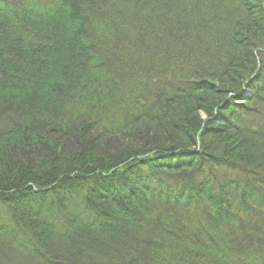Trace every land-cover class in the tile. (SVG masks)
Listing matches in <instances>:
<instances>
[{"label": "trees", "instance_id": "obj_1", "mask_svg": "<svg viewBox=\"0 0 264 264\" xmlns=\"http://www.w3.org/2000/svg\"><path fill=\"white\" fill-rule=\"evenodd\" d=\"M0 144V264H264V0H0Z\"/></svg>", "mask_w": 264, "mask_h": 264}, {"label": "rangeland", "instance_id": "obj_2", "mask_svg": "<svg viewBox=\"0 0 264 264\" xmlns=\"http://www.w3.org/2000/svg\"><path fill=\"white\" fill-rule=\"evenodd\" d=\"M45 63H46V64H49V66H50L49 61H48V62L46 61ZM49 68H51V67H48V65H47L45 68H43V71L46 72L47 69H49ZM36 71H37V69H36ZM47 73H48V72H47ZM47 73L42 72V73H40V76H38V77H42V78L45 79V80H41V88H44V87H45V88H46V87L50 88L49 86H47V82H48V81H50V82H49L50 84H51V83L54 84V82H55V78H54L53 76L47 74ZM34 79H35V78H34ZM45 81H46V85L44 84ZM28 82H29V81H28ZM29 85H31V84H29ZM55 85H56V84H55ZM50 86H51V85H50ZM211 93H212V91L210 90V93H208V94L210 95ZM205 115H206V114H205V113L203 112V110H202V111L199 112V114H197V117H198V118H197V117H196V118H197V119H199V118H204ZM197 122H199V121H197ZM173 128H174V127H173ZM166 129H168V130H167L168 133L173 134V135L175 134V135H176L175 137H176V138H179V134H178V133L180 132V130H179L180 127L178 128V130H174V129H173L172 131H171L172 128L169 127V126H168V128H166ZM178 131H179V132H178ZM175 137H174V138H175ZM35 139H37V141H38V140H39V139H38V136H36ZM2 146H3V145L0 144V151L4 148V147H2ZM0 214H3V216H4L5 218H8L5 209H4V208H1V206H0Z\"/></svg>", "mask_w": 264, "mask_h": 264}]
</instances>
